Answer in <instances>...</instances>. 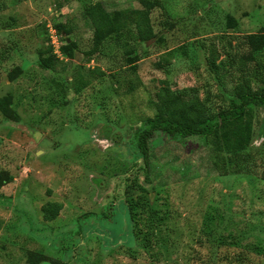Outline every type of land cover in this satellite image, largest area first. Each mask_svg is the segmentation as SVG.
<instances>
[{
    "label": "rangeland",
    "instance_id": "rangeland-1",
    "mask_svg": "<svg viewBox=\"0 0 264 264\" xmlns=\"http://www.w3.org/2000/svg\"><path fill=\"white\" fill-rule=\"evenodd\" d=\"M90 1L0 0V96L10 98L0 112V264H29L30 252L44 256L37 264H264L262 106L252 104L243 147L224 149L223 171L199 137L153 130L146 165L133 137L159 85L206 96L203 110L215 112L237 77L264 78V48L247 41L264 34V0H158L154 37H107L96 52L82 15ZM47 201L61 204L51 220Z\"/></svg>",
    "mask_w": 264,
    "mask_h": 264
},
{
    "label": "trees",
    "instance_id": "trees-1",
    "mask_svg": "<svg viewBox=\"0 0 264 264\" xmlns=\"http://www.w3.org/2000/svg\"><path fill=\"white\" fill-rule=\"evenodd\" d=\"M139 8H125L120 10L108 11L100 0L88 2L82 9V15L85 20L89 22L92 28L91 48L96 52L99 45L107 37L114 36L116 39L126 37L131 40L139 39L142 41L151 39L155 36L150 23L149 13L156 5H160L158 0H136ZM123 32V35H121ZM65 42L61 45V51L65 56L71 58L74 55L75 44L72 40L64 38ZM136 41V40H135ZM249 47L254 49L264 48V34L256 33L248 36ZM137 43V42H135ZM126 54L129 56L127 61L134 63L139 54L134 55L135 46L124 42ZM40 53L39 64L43 69H51L53 67V60L51 57ZM131 55V56H130ZM222 63V62H221ZM213 64V62H211ZM243 66V62H240ZM222 67L215 66L214 76L216 79L220 78L217 69ZM258 67L263 71L262 64ZM18 71L17 69L15 70ZM14 72H9L7 77L12 80ZM98 74L100 72H97ZM261 72L256 75L252 72L249 74H242L235 79L232 88V96L223 108L213 111L203 110L207 97L201 99L197 95L191 97H184L172 89L168 85H159L155 92L154 98L148 100L150 107L154 110L151 117H146L143 121V126L139 130H135L133 137L139 152L144 156V164H147L148 156V139L155 129L163 131L166 135H172L174 138L195 136L199 137L205 144H210L212 153L214 154L213 166L217 171L225 170V157L222 154L224 149H234L238 151L243 147L241 137H248V127L251 123V109L252 104L260 105L264 108V78L261 79ZM255 77V82L258 84L255 88L252 87L251 79ZM65 79L62 78V81ZM9 96H0V112L8 114ZM242 142V143H241ZM233 143V144H232ZM232 144V146H230ZM145 178L147 176V169L144 171ZM0 183L5 181L1 178ZM137 187L136 190L144 191V187L133 183ZM130 185H127L125 191H130ZM126 198V195H124ZM130 196V195H129ZM129 196L128 199H129ZM127 199V202H128ZM126 201V200H125ZM61 204L56 201H47L42 207V215L44 219L51 220L58 214ZM130 213V211H129ZM131 221V217L129 216ZM44 256L37 252H30L27 256L29 264H37L44 260Z\"/></svg>",
    "mask_w": 264,
    "mask_h": 264
}]
</instances>
